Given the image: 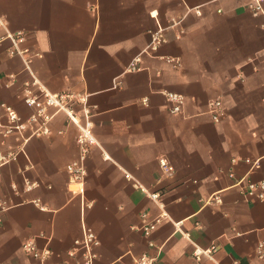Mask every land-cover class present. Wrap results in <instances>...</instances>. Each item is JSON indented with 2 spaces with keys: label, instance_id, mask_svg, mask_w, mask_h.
Masks as SVG:
<instances>
[{
  "label": "crops",
  "instance_id": "0c3cea01",
  "mask_svg": "<svg viewBox=\"0 0 264 264\" xmlns=\"http://www.w3.org/2000/svg\"><path fill=\"white\" fill-rule=\"evenodd\" d=\"M251 1L0 0V153H15L0 165L9 205L0 211V264H86L75 243L84 227L99 241L93 264H132L142 253L154 264H264L256 253L264 200L242 191L264 178V14ZM159 26L166 42L128 70ZM17 31L25 33L17 46L37 53L28 64L9 52ZM165 91L184 94L179 113ZM45 92L63 95L67 109L48 107L49 133L33 135L36 109L24 98ZM216 98L219 122L208 112ZM6 105L21 132H4ZM86 120L92 139L78 192L66 165L79 156ZM142 211L166 215L152 247L137 229ZM27 239L50 255L29 256ZM195 247L214 249L196 259Z\"/></svg>",
  "mask_w": 264,
  "mask_h": 264
},
{
  "label": "built area",
  "instance_id": "2783aa9c",
  "mask_svg": "<svg viewBox=\"0 0 264 264\" xmlns=\"http://www.w3.org/2000/svg\"><path fill=\"white\" fill-rule=\"evenodd\" d=\"M249 8L254 15L264 14V0H252L249 3ZM196 11L200 13L199 9ZM2 22L3 21L0 19V24H2ZM8 36L13 39L15 44V46H13V48L9 51L10 54H19L23 56L26 64H28L35 55H37V53L30 52L28 48H20L17 46L18 43H21L25 40V33L23 31H17L15 33L8 34ZM164 42H166V38L164 35V29L162 27L159 26L156 29L151 30L148 44L143 49L142 53L134 58L133 62L128 66L127 69H139L141 55H153L158 51L159 47ZM165 58L167 61L174 63L175 66H179L181 64L180 59L177 57L166 56ZM165 96L167 101L170 103V112L179 113L185 103L184 94L175 91H165ZM24 100L28 105H33L36 109L28 119V122L37 124V126L32 130L33 135L49 133L48 123L52 119L54 113H50L47 110L48 107H55L57 110L67 109L65 97L56 93L45 92L42 99L27 95L25 96ZM143 102H146V99H143ZM5 107L7 109L10 125L4 129V132L9 133L13 130L21 132L25 124L19 120L17 113L12 108L7 105ZM208 112L214 122H219L225 116V109L222 100L219 98L209 100ZM68 116L71 121L78 123L75 115H73L70 110L68 111ZM91 139L92 134L90 130V121L86 120L83 124L79 125V133L77 136V142L79 144V156L66 165L67 172L70 174L72 180L78 185L77 187L71 189L72 191H83V183L87 173L85 160L89 152ZM14 158L15 153H0V165ZM159 164L163 172L166 174L171 175L173 173L174 168L166 158L161 157L159 159ZM237 184H241V181H238ZM28 186L30 187L31 185L28 184ZM242 191L248 197L264 200V178L257 182H247L245 186H242ZM149 196L153 199L159 200L161 193L159 191H152L149 193ZM215 199L216 201L219 200L217 196ZM8 206L9 205L5 200H0V211L5 210ZM139 216L140 225L137 227V229L142 232L143 236H145L148 240V245L152 247L154 246V242L151 239V235L157 228L158 224L166 217V215L161 213L156 216H151L148 212L142 211ZM75 243L84 249L86 264H93V258L95 254L93 253L92 248L99 243L95 233L91 229L84 227L82 237L77 239ZM22 248L29 256L40 261L45 260L50 255V250L48 248L37 247L33 239L25 240L22 244ZM213 249L214 247H209L206 249L195 247L193 250V256L196 259H200L202 255L211 254ZM256 253L259 257H264V242H259L256 248ZM154 261L155 257L149 255L148 253H142L133 257L132 264H154ZM59 264L69 263L63 262Z\"/></svg>",
  "mask_w": 264,
  "mask_h": 264
}]
</instances>
